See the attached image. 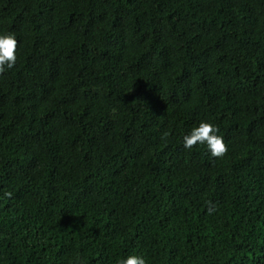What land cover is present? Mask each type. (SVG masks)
Here are the masks:
<instances>
[{"label":"trees","instance_id":"trees-1","mask_svg":"<svg viewBox=\"0 0 264 264\" xmlns=\"http://www.w3.org/2000/svg\"><path fill=\"white\" fill-rule=\"evenodd\" d=\"M7 32L0 264H264V0H0Z\"/></svg>","mask_w":264,"mask_h":264},{"label":"clouds","instance_id":"clouds-1","mask_svg":"<svg viewBox=\"0 0 264 264\" xmlns=\"http://www.w3.org/2000/svg\"><path fill=\"white\" fill-rule=\"evenodd\" d=\"M17 47L18 41L13 32L0 34V74L14 67L17 60ZM218 132L219 129L214 124L200 121L198 126L183 136V147L191 149L197 144H206L213 157H223L228 152V146L223 137L218 135ZM167 135L168 133L164 134L165 137ZM6 195L11 196V193ZM214 210V206L209 202V214ZM117 264H146V261L141 255L129 254L126 258L120 259Z\"/></svg>","mask_w":264,"mask_h":264}]
</instances>
